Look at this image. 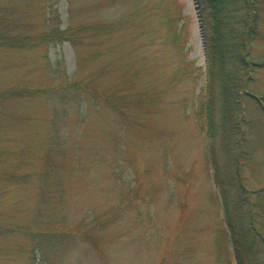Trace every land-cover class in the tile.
<instances>
[{"label":"rangeland","instance_id":"1","mask_svg":"<svg viewBox=\"0 0 264 264\" xmlns=\"http://www.w3.org/2000/svg\"><path fill=\"white\" fill-rule=\"evenodd\" d=\"M0 6L31 34L53 9L61 28L83 29L78 43L0 47V93L57 85L58 65L70 81L114 95L111 107L64 88L0 106V264H239L228 222L241 233L251 219L264 237V11L243 53L256 66L238 95L245 190L224 213L199 116L205 0ZM94 24L109 26L84 29ZM226 158L218 149L219 164ZM47 171L55 182L43 180ZM246 262L264 264L259 238Z\"/></svg>","mask_w":264,"mask_h":264},{"label":"trees","instance_id":"2","mask_svg":"<svg viewBox=\"0 0 264 264\" xmlns=\"http://www.w3.org/2000/svg\"><path fill=\"white\" fill-rule=\"evenodd\" d=\"M107 1L115 2V0ZM205 1L208 17L207 27L204 28L203 33L207 62L206 83L199 116L202 114L200 119L204 121L212 178L218 188L224 213H227L229 203H234L236 197L245 190L241 180V168L243 166L241 158L244 156L240 153L242 152L241 125L244 118L238 95L240 90L246 86L247 71L256 66L255 63H250L247 68V61L243 53L248 50L247 43L259 36L257 15L260 10L264 11V0ZM13 14L10 8L0 6V47L21 48L64 40L74 43L80 41L79 37L83 29L61 28L55 9L49 10V15L44 20L45 28L41 32L32 34L28 31L25 32L22 28L23 26L28 27L29 24H21ZM108 26V24H94L84 29L89 30L90 34H94L107 29ZM181 36L183 33L179 28L174 35V41L180 49L183 47L180 44ZM52 69L57 72V77L53 79L58 81L57 85L44 89L25 87L5 89L0 93V106L18 97L50 94L52 91H60L64 88L89 91L109 106H114L113 94H99L91 88H86L81 82L70 81L60 71L58 65ZM116 100L122 102L125 97L118 96ZM218 149L227 155L224 164H219ZM49 167L51 170L54 169V163L51 162V159H48V170ZM5 172L9 174L10 171ZM48 172L43 174V180L55 182L58 176L55 175L56 177L53 178ZM13 176L14 174H9V177ZM239 202H235L236 205L234 204V206L240 207ZM238 217L242 218L241 215ZM227 220L229 221L228 215ZM235 226L234 223L228 222L232 245L237 250L238 263L247 264L249 248L255 245L257 238L264 243V237L251 219L244 228V232L239 233Z\"/></svg>","mask_w":264,"mask_h":264}]
</instances>
